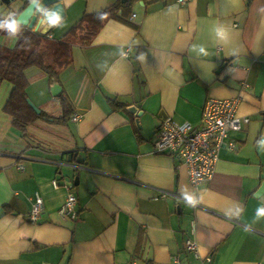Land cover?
I'll list each match as a JSON object with an SVG mask.
<instances>
[{"label": "crops", "instance_id": "obj_1", "mask_svg": "<svg viewBox=\"0 0 264 264\" xmlns=\"http://www.w3.org/2000/svg\"><path fill=\"white\" fill-rule=\"evenodd\" d=\"M118 1L60 0L64 17L37 29L61 38L85 13ZM118 14L91 45H74L61 83L27 70L28 96L41 110L61 112L65 91L79 121L40 119L29 126L36 138H15L2 109L10 85L0 89V264H174L175 255L186 264H264V190L256 196L264 183V0H139ZM16 40L0 36L8 46ZM237 96L238 114L250 121L230 133L235 147L220 150L213 177L195 186L177 155L155 151L156 133L167 117L200 125L208 98ZM109 97L127 108L114 110ZM131 106L143 111L142 128ZM69 192L78 197L75 220L59 212ZM36 193L45 205L31 221ZM187 237L197 253L185 250Z\"/></svg>", "mask_w": 264, "mask_h": 264}, {"label": "trees", "instance_id": "obj_2", "mask_svg": "<svg viewBox=\"0 0 264 264\" xmlns=\"http://www.w3.org/2000/svg\"><path fill=\"white\" fill-rule=\"evenodd\" d=\"M139 0H119L101 10L85 13L80 20L61 38H50L48 34L28 28L17 22L6 25L0 16V36L10 35L17 38L14 46L0 42V89L4 83L10 85V92L3 105L5 113L11 116L12 125L22 137L36 138L29 126L40 119L51 120L56 125H67L76 112L71 97L63 91L58 95L62 106L61 112L52 114L46 110L37 113L28 103L29 77L31 67L41 69L52 81L61 83L64 70L74 63L73 47L92 44L104 24L111 18L118 17L119 10H128ZM146 1V0H145ZM136 67L135 71L138 72ZM108 101L114 110L126 109L128 103L117 97Z\"/></svg>", "mask_w": 264, "mask_h": 264}, {"label": "built area", "instance_id": "obj_3", "mask_svg": "<svg viewBox=\"0 0 264 264\" xmlns=\"http://www.w3.org/2000/svg\"><path fill=\"white\" fill-rule=\"evenodd\" d=\"M189 0H178L186 4ZM15 13L10 12L6 19V25L13 24ZM136 14H133L135 18ZM129 55V49L124 53ZM241 98H208L203 106V113L200 125H193L190 122H179L172 117L165 118L154 140V147L157 153L177 155L187 166L190 182L197 186L208 181L214 175L216 164L220 157V150L227 145L233 149L235 143L230 139L232 131H240L244 124L250 121L249 117L240 116L238 107ZM82 115L74 113L72 120L79 121ZM23 169L24 165L19 164ZM55 187H59L58 179L53 180ZM44 199L36 193L29 213L31 221H37L44 209ZM60 214L69 219L78 218V197L75 193L69 192L66 200L59 210ZM196 230V222L192 221V231ZM185 250L193 253L198 252V244L193 237L185 240ZM207 262L212 261L209 255L205 258ZM174 264H186L184 260L175 255ZM125 264H137L136 260Z\"/></svg>", "mask_w": 264, "mask_h": 264}, {"label": "water", "instance_id": "obj_4", "mask_svg": "<svg viewBox=\"0 0 264 264\" xmlns=\"http://www.w3.org/2000/svg\"><path fill=\"white\" fill-rule=\"evenodd\" d=\"M5 4L10 5L11 2L16 0H1ZM18 1V0H17ZM23 2V6L19 9L16 22L28 26L33 27L36 25L37 21H47L55 24L59 20H61L65 15V7L60 0H20ZM123 2L126 0H122ZM62 87L60 84H55L52 87L53 95H57L61 91ZM29 105L37 112L40 113L41 109L28 97ZM130 110L137 113L136 123L139 128H142L140 124V117L143 114L142 110H139L136 106H131ZM73 156H78L75 153L69 154V159H72ZM78 161L82 162L83 159L79 155L77 157ZM76 183H78V177L76 178ZM264 190V183L258 189L256 196L261 194Z\"/></svg>", "mask_w": 264, "mask_h": 264}, {"label": "clouds", "instance_id": "obj_5", "mask_svg": "<svg viewBox=\"0 0 264 264\" xmlns=\"http://www.w3.org/2000/svg\"><path fill=\"white\" fill-rule=\"evenodd\" d=\"M216 36L221 40H227L228 39V31L223 25H218L215 28ZM201 51L204 52V49L201 48Z\"/></svg>", "mask_w": 264, "mask_h": 264}, {"label": "rangeland", "instance_id": "obj_6", "mask_svg": "<svg viewBox=\"0 0 264 264\" xmlns=\"http://www.w3.org/2000/svg\"><path fill=\"white\" fill-rule=\"evenodd\" d=\"M17 1V0H16ZM15 1H13L12 2V4L11 5H13V3H14ZM1 3V2H0ZM10 5V6H11ZM5 7H8L9 8V5H5V4H3V8L0 10V14H2V15H6V13H7V9H5ZM35 84H32V87L33 88H36V86H34ZM54 105H55V102H54ZM54 105H50L49 106V108L48 109H51V108H53L54 109ZM11 131H12V133H13V135L15 136V138H17V136H20V132L18 131V129L17 128H11ZM73 181H75V180H73Z\"/></svg>", "mask_w": 264, "mask_h": 264}, {"label": "bare ground", "instance_id": "obj_7", "mask_svg": "<svg viewBox=\"0 0 264 264\" xmlns=\"http://www.w3.org/2000/svg\"><path fill=\"white\" fill-rule=\"evenodd\" d=\"M0 1H1V0H0ZM1 2H2V1H1ZM2 3L5 4L4 2H2ZM11 4H12V2H11ZM11 4H10V5H11ZM5 5H8V4H5ZM18 11H19V10H14V9L9 10V11L6 13V15L3 17V18H4V21H5L6 17H7V15H8L10 12H14V13H15V16H14V19H13V23H15V22H16V17H17V14H18ZM38 22H39V21H37V22H36V25L33 26V27H28V26H26V27H28V28H32V29L38 31V29H37V27H38ZM48 36H49L50 38H53L50 34H48Z\"/></svg>", "mask_w": 264, "mask_h": 264}]
</instances>
